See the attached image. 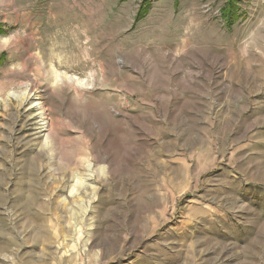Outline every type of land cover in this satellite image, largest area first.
<instances>
[{
	"label": "rangeland",
	"instance_id": "1",
	"mask_svg": "<svg viewBox=\"0 0 264 264\" xmlns=\"http://www.w3.org/2000/svg\"><path fill=\"white\" fill-rule=\"evenodd\" d=\"M146 1L0 0V264H264V0Z\"/></svg>",
	"mask_w": 264,
	"mask_h": 264
},
{
	"label": "trees",
	"instance_id": "2",
	"mask_svg": "<svg viewBox=\"0 0 264 264\" xmlns=\"http://www.w3.org/2000/svg\"><path fill=\"white\" fill-rule=\"evenodd\" d=\"M148 1L149 0H147L146 1V3H148ZM146 7L145 8H143L142 10V12L139 14V16H138V19H142V18H144V16L146 15V12H147V5H145ZM233 10L235 11V7H233ZM225 14H226V21H228V23H229V19L230 18H240V16L238 15V13L236 12H234L233 14H231L230 16L227 14V12H224ZM3 32H2V30H0V34H2Z\"/></svg>",
	"mask_w": 264,
	"mask_h": 264
}]
</instances>
